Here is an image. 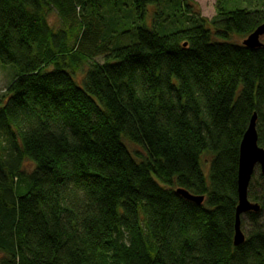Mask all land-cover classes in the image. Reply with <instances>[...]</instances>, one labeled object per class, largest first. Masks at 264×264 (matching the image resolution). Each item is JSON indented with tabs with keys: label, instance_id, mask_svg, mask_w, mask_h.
Wrapping results in <instances>:
<instances>
[{
	"label": "trees",
	"instance_id": "trees-1",
	"mask_svg": "<svg viewBox=\"0 0 264 264\" xmlns=\"http://www.w3.org/2000/svg\"><path fill=\"white\" fill-rule=\"evenodd\" d=\"M239 2L208 22L192 0H0V64L18 71L0 101V264H264L259 169L234 244L254 115L264 148V47L230 42L264 0Z\"/></svg>",
	"mask_w": 264,
	"mask_h": 264
},
{
	"label": "water",
	"instance_id": "water-1",
	"mask_svg": "<svg viewBox=\"0 0 264 264\" xmlns=\"http://www.w3.org/2000/svg\"><path fill=\"white\" fill-rule=\"evenodd\" d=\"M262 39H264V23L243 44L250 49L262 48L264 47ZM256 122L257 115H254L240 147L238 176L239 204L236 211V234L234 239L236 247L246 241V235L242 231V215L249 212L258 213L261 209L259 204L252 203L248 197L249 186L256 169L259 168L262 175H264V148L258 145ZM178 193L193 203L201 205L204 202V197H195L182 190H179Z\"/></svg>",
	"mask_w": 264,
	"mask_h": 264
},
{
	"label": "rangeland",
	"instance_id": "rangeland-1",
	"mask_svg": "<svg viewBox=\"0 0 264 264\" xmlns=\"http://www.w3.org/2000/svg\"><path fill=\"white\" fill-rule=\"evenodd\" d=\"M192 1H193L192 4H194V7H195V12L196 11L199 12V14L203 18H205L208 22H212L217 17L216 8H217L218 0H192ZM239 4H240V7H246V4L243 3L242 0H241V2H239ZM153 10H154L153 8H150V12L148 13L149 14L148 15L149 20L151 19ZM49 22L53 28H56V29L59 28L60 20H59V17L55 11H53L50 14ZM237 37H233L230 40V42H232L234 44H236V43L242 44L244 42V40H241L240 38H237ZM95 62L96 63H98V62L102 63L103 59L98 58L95 60ZM87 69H88V66H85L84 71L77 73L76 80L77 79L79 80V82L77 80V83H80L81 80L84 79V74L87 71ZM17 72H18L17 68H15L13 66H6V65L0 64V101H4L6 99V96L8 93V88H9L11 82L13 81V79L15 78V74H17ZM130 146H131L130 148H131L132 152L144 153V151L140 147L133 145V144H130ZM203 160L205 162L209 161V156L205 155L203 157ZM203 165H204V172L209 179L210 164H209V162L208 163L206 162V163H203ZM29 166L30 165H28V167ZM248 229L249 228L247 226L244 227L243 232L245 233V235L247 234Z\"/></svg>",
	"mask_w": 264,
	"mask_h": 264
}]
</instances>
